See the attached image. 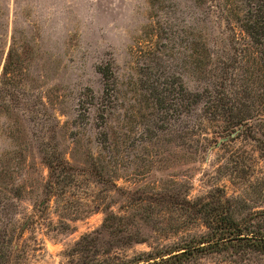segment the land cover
Wrapping results in <instances>:
<instances>
[{"label": "rangeland", "instance_id": "374dc122", "mask_svg": "<svg viewBox=\"0 0 264 264\" xmlns=\"http://www.w3.org/2000/svg\"><path fill=\"white\" fill-rule=\"evenodd\" d=\"M203 10L189 0H0V264L165 253L208 231L195 210L209 201L264 227L256 142L239 133L206 148L203 138L218 139L210 130L181 136L174 102L182 83L199 85L201 36L227 52L223 23ZM47 159L79 171L50 185ZM179 264H264V254L234 245Z\"/></svg>", "mask_w": 264, "mask_h": 264}, {"label": "trees", "instance_id": "16d2710c", "mask_svg": "<svg viewBox=\"0 0 264 264\" xmlns=\"http://www.w3.org/2000/svg\"><path fill=\"white\" fill-rule=\"evenodd\" d=\"M189 1L205 9L203 13L207 16L215 14L219 23H223L227 52L218 57L217 51L207 43L204 35L201 36V50L193 60L199 85L189 89L182 83L174 102L175 110L181 116V136L187 139L194 130L201 133L210 130L218 139L203 138L207 148L211 140H227L239 133H247L264 154V140L258 137L260 128L255 123L259 119L264 127V0ZM215 54L216 58H212ZM101 72L104 74L103 70ZM165 102L164 98L157 96L154 103L162 105ZM194 114L198 116L195 122L191 119ZM107 138L105 134L106 142ZM196 142L198 144V140ZM46 163L50 185L58 183L56 180L61 172L72 174L79 171L63 159H47ZM100 174L99 179L104 180ZM195 213L203 216L208 230L198 238L165 253H144L131 262L104 264H179L190 257L234 245L264 254V227L253 223L252 219L238 221L229 210L210 201L196 208ZM111 216L105 215L104 226Z\"/></svg>", "mask_w": 264, "mask_h": 264}]
</instances>
